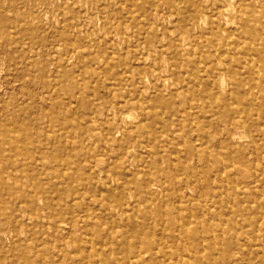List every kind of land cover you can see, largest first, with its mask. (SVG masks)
I'll return each instance as SVG.
<instances>
[{"label":"rangeland","instance_id":"obj_1","mask_svg":"<svg viewBox=\"0 0 264 264\" xmlns=\"http://www.w3.org/2000/svg\"><path fill=\"white\" fill-rule=\"evenodd\" d=\"M179 1L0 0V138L12 130L0 157V264H27L24 254L49 264L59 244L80 254L77 243L126 264L135 248L123 243L143 237L154 242L143 264L178 255L182 264L199 257L203 264H264V138L254 144L247 134L258 122L264 130V45L239 37L241 10L259 3ZM230 35L239 38L235 47L257 55L252 69L240 66L232 44L219 51ZM258 37L264 40V29ZM239 115L249 128L236 123ZM19 190H60L66 199L68 190L91 191L64 205L56 191L42 193L35 214L17 201ZM48 200L78 219V241L44 207ZM147 208H160L161 218L145 215ZM18 210L23 223L10 221ZM181 226L190 235L177 241ZM96 227L104 247L86 235Z\"/></svg>","mask_w":264,"mask_h":264},{"label":"bare ground","instance_id":"obj_2","mask_svg":"<svg viewBox=\"0 0 264 264\" xmlns=\"http://www.w3.org/2000/svg\"><path fill=\"white\" fill-rule=\"evenodd\" d=\"M177 1V0H176ZM190 1V0H189ZM216 1V0H215ZM220 1V0H219ZM110 2H111V0H110ZM179 2H181V0L179 1ZM186 2H187V0H186ZM255 2L256 3H259L258 5H256V4H251V3H249V4H247L246 6V8L244 9V10H241V13H240V18H241V23H239L240 24V27H241V29L239 30V29H237V31L239 30V37H240V35H241V38L242 37H246L249 41H251L252 43H254L255 41H261V44L262 45H264V40L262 39V38H259L258 37V33H259V31H262L263 29H264V0H255ZM119 3V2H118ZM129 3V2H128ZM197 3H198V0H197ZM85 4H87V2L85 3ZM110 4V3H109ZM183 4V3H182ZM188 4H189V2H188ZM203 4H204V0H203ZM119 5H120V3H119ZM184 5H186V3L184 2ZM198 5V4H197ZM238 5V4H237ZM189 6H191V4H189ZM194 6V5H193ZM257 6H260V8H262V10L263 11H261L260 10V14H257ZM124 7H126V6H124ZM197 7V6H196ZM201 7V6H200ZM199 8V7H198ZM209 8V7H208ZM186 9V8H185ZM195 9V8H194ZM178 10V9H177ZM204 10V9H203ZM216 10V9H215ZM218 10H219V8H218ZM239 10V9H238ZM198 11V10H197ZM220 12H221V10H219ZM113 12V11H112ZM199 12V11H198ZM216 12V11H215ZM230 12V11H229ZM129 13V12H128ZM134 13V12H133ZM161 13V12H160ZM200 13V12H199ZM204 13V12H203ZM210 14V13H209ZM213 14V13H212ZM217 14V13H216ZM148 14H146V16H147ZM214 16V15H213ZM142 17V16H141ZM207 16H205V18H206ZM210 17V16H209ZM226 18V17H225ZM190 19H192L191 17H190ZM204 20H207V19H204ZM203 21V20H202ZM232 21V20H231ZM233 21H234V19H233ZM161 22H163V20H161ZM211 22H213V23H216V22H214V21H211ZM205 23V22H204ZM256 23H258V24H260V26L261 25H263L262 27H259V26H255V24ZM151 24H153V23H151ZM206 24V23H205ZM234 24V23H233ZM218 26V25H217ZM217 28V27H216ZM215 28V29H216ZM29 30V29H28ZM209 30V29H208ZM172 31H175L174 29L172 30ZM34 32V31H33ZM123 32H124V30H123ZM166 32V31H165ZM146 33V32H145ZM123 34H125V33H123ZM233 35H235V34H233ZM106 36H107V34H106ZM118 36V35H117ZM119 37V36H118ZM235 37V36H234ZM100 38V37H99ZM145 38V37H144ZM231 38V35H230V37H228L227 39H228V42L227 43H225L226 44V46L223 48V49H219V51L220 52H225L226 50H228V45H233L232 47L233 48H235L236 49V51L239 53V54H241L242 56H243V60L242 61H240V66L241 67H244V68H249V69H252L251 67H247V65L249 64V62L250 61H254L255 59H256V56L257 55H255V54H252V53H250L248 50H242V49H240V48H237L238 46H239V38L238 37H236V38H232L231 39V41H229V39ZM220 41V40H219ZM123 42V41H122ZM128 42V41H127ZM251 43V44H252ZM195 45V44H194ZM128 46V45H127ZM235 46H237V47H235ZM121 47V46H120ZM194 47V46H193ZM135 48V47H134ZM254 48V47H253ZM180 49V48H179ZM126 50V49H125ZM182 51V50H181ZM240 51V52H239ZM261 51V50H260ZM260 51H259V54H260ZM127 52V51H126ZM233 53V52H232ZM165 54H167V53H165ZM201 54V53H200ZM194 55V54H193ZM254 55H255V57H254ZM66 56V55H65ZM144 56V55H143ZM67 57V56H66ZM85 57V56H84ZM182 58H183V56H181ZM102 58V57H101ZM111 58V57H110ZM124 58V57H123ZM87 59V58H86ZM71 60V59H70ZM162 60V59H161ZM85 61V60H84ZM95 61V60H94ZM93 61V62H94ZM113 61V60H112ZM111 61V62H112ZM137 61V60H136ZM263 61V60H262ZM145 62V61H144ZM105 63V62H104ZM114 63V62H113ZM167 63V62H166ZM250 63H252V62H250ZM263 64H264V62H262ZM258 64H259V62H258ZM110 65V64H109ZM181 65V64H180ZM113 66H114V64H113ZM112 66V67H113ZM264 66V65H263ZM107 67V66H106ZM126 67H127V65H126ZM150 66H148V68H149ZM98 68V67H97ZM109 68V67H108ZM135 68V67H134ZM100 69V68H99ZM98 69V70H99ZM110 69H112L111 67H110ZM123 69V68H122ZM136 69V68H135ZM140 70V69H139ZM227 70V69H226ZM93 71V70H92ZM100 71V70H99ZM114 71H115V69H114ZM118 71V70H117ZM260 71V70H259ZM258 71V72H259ZM185 72H186V70H185ZM94 73V72H93ZM128 73V72H127ZM126 73V74H127ZM246 74V73H245ZM258 74V73H257ZM129 75V74H128ZM124 76V75H123ZM224 76V75H223ZM118 76H116V78H117ZM218 77V76H217ZM258 77H259V75H258ZM207 78V77H206ZM208 78H210V77H208ZM223 79H224V77H223ZM223 79H222V81H223ZM256 80H258V78L256 79ZM82 81V80H81ZM88 81V80H87ZM149 82V81H148ZM225 82V81H224ZM257 82H259V81H257ZM256 82V83H257ZM151 83H152V81H151ZM186 83V82H185ZM212 83H213V81H212ZM236 83V82H235ZM82 84V83H81ZM163 84V83H162ZM167 84V83H166ZM179 84V83H178ZM202 84V83H201ZM214 84L216 85V87H214V89H218V88H221L222 86H223V84L222 83H218V82H214ZM247 84V83H246ZM191 85V84H190ZM226 86H227V88H231V87H233V85H234V83H229V84H225ZM82 86V85H81ZM199 86H200V83H199ZM198 86V87H199ZM212 86H213V84H212ZM246 86V85H245ZM97 87V86H96ZM93 88V87H92ZM128 88V87H127ZM225 88V87H224ZM142 89V88H141ZM168 89V88H167ZM193 89H195V88H193ZM250 89V88H249ZM248 89V90H249ZM92 90V89H91ZM225 90V89H224ZM94 91V90H93ZM231 91V90H230ZM126 93V92H125ZM144 93H145V91H144ZM78 94V93H77ZM218 93H216V95H217ZM140 95V94H139ZM209 97V96H208ZM123 98V97H122ZM200 98V97H199ZM231 98V97H230ZM200 100V99H199ZM131 101V100H130ZM216 101V100H215ZM151 102V101H150ZM191 102V101H190ZM226 102V101H225ZM74 103V102H73ZM131 103V102H130ZM250 103V102H249ZM139 104V103H138ZM220 104V103H219ZM119 105V104H118ZM222 106V105H221ZM212 107V106H211ZM159 108V107H158ZM190 108V107H189ZM188 108V109H189ZM242 108V107H241ZM146 109H148L149 110V108H146ZM218 110V109H217ZM239 110V109H238ZM117 111V109H115L114 110V112H116ZM118 112V111H117ZM194 112V111H193ZM241 112V111H240ZM119 113H120V111H119ZM238 113H239V111H238ZM56 114V113H55ZM129 114V113H128ZM154 114V113H153ZM240 114V113H239ZM59 115V114H58ZM117 115H119V114H117ZM182 115V114H181ZM194 115V114H193ZM56 116V115H55ZM126 116H127V114H126ZM129 116H130V114H129ZM129 116H127V117H129ZM164 116H165V114H164ZM54 117V116H53ZM76 117V116H75ZM159 117H161V116H159ZM172 117V116H171ZM49 118H50V115H49ZM147 119V118H146ZM50 121V120H49ZM143 121V120H142ZM145 121V120H144ZM147 122V121H146ZM183 123V122H182ZM236 123H240V124H243V125H245L246 126V128H249V118H247V117H244L243 115H239L238 116V119H237V121H236ZM27 124V123H26ZM66 125H67V123H65ZM235 124V123H234ZM255 124H257L256 126V130H254V129H251V128H249L248 130H247V134H248V136L250 137V139H251V141L254 143V144H257V141L259 140V141H261L263 138H264V130H263V127H262V123H260V122H258V123H255ZM28 125V124H27ZM94 125H97V124H94ZM196 125H197V123H196ZM231 125V124H230ZM98 126V125H97ZM129 126V125H128ZM198 126V125H197ZM66 127V126H65ZM149 127H150V124H149ZM174 127V126H173ZM152 128V127H151ZM183 128V127H182ZM196 128V127H195ZM135 129H136V126H135ZM134 129V130H135ZM148 129V128H147ZM152 130V129H151ZM73 131V130H72ZM75 131V130H74ZM181 131H182V129H181ZM60 132H62V131H60ZM94 131H92V133H93ZM133 132V131H132ZM29 133V132H28ZM52 133V132H51ZM118 133H120V132H118ZM148 133V132H147ZM16 134V133H15ZM90 134V133H89ZM117 134V133H116ZM162 134H164V133H161V135ZM145 135V134H144ZM143 135V136H144ZM229 135H231V132L229 131V133H228V137H229ZM108 136V135H107ZM136 136H137V134H136ZM240 136V135H239ZM151 137V136H150ZM153 137V136H152ZM198 137V136H197ZM196 137V138H197ZM12 138V130H8V133H6V135H5V138H4V136H2L1 138H0V157L1 156H4V148H2L1 146H4V141H6V140H9V139H11ZM119 138V137H118ZM135 138V137H134ZM138 138H139V136H138ZM147 138V137H146ZM154 138H155V136H154ZM242 138V137H241ZM5 139V140H4ZM17 139V138H16ZM132 139H133V137H132ZM26 141H28V140H26ZM30 141V140H29ZM28 141V142H29ZM139 141V140H138ZM96 142V141H95ZM121 142V141H120ZM148 142V141H147ZM27 143V142H26ZM88 143V142H87ZM141 143V142H140ZM149 143V142H148ZM147 143V144H148ZM183 143V142H182ZM182 143H180V144H182ZM219 143V142H218ZM72 144V143H71ZM104 144V143H103ZM179 144V145H180ZM184 144V143H183ZM143 145H144V142H143ZM151 146V145H150ZM21 147H22V143H21ZM139 147V146H138ZM137 147V148H138ZM23 148H24V145H23ZM256 148V147H255ZM11 149L13 150H20L21 151V149L22 148H20L19 147V145L17 146L16 145V143H13V145H11ZM104 149V148H103ZM128 149V148H127ZM169 149V148H168ZM24 150V149H23ZM22 150V151H23ZM142 150V149H141ZM149 150H150V148H149ZM109 152V151H108ZM45 153H48V152H45ZM70 153V152H69ZM112 153V152H111ZM117 153H118V151H117ZM36 154V153H35ZM34 154V155H35ZM59 154V153H58ZM183 154H184V152H183ZM70 155V154H69ZM173 155V154H172ZM221 155V154H220ZM259 155H262V154H260L259 153ZM19 156V155H18ZM100 156V155H99ZM50 157H53V158H55L56 156L55 155H51L50 154ZM97 157V156H96ZM108 157V156H107ZM110 157V156H109ZM162 157V156H161ZM175 157V156H174ZM262 157V156H261ZM17 158V157H16ZM111 158V157H110ZM125 158V157H124ZM234 158V157H233ZM93 159V158H92ZM162 159V158H161ZM221 159V158H220ZM39 159H37V161H38ZM96 161V160H95ZM114 161V160H113ZM224 161V160H223ZM92 162H93V160H92ZM41 163V162H40ZM159 163V162H158ZM117 164H118V162H117ZM160 164V163H159ZM72 165H73V163H72ZM75 165V164H74ZM21 166H23V165H21ZM66 166V165H65ZM157 166V165H156ZM109 167V166H108ZM155 167V166H154ZM225 167V166H224ZM126 168V167H125ZM136 168V167H135ZM143 168V167H142ZM65 169H66V167H65ZM91 169H92V167H91ZM116 169V168H115ZM153 169H155V168H153ZM225 169V168H224ZM54 170H55V168H54ZM60 170V169H59ZM128 171H129V169H127ZM131 171V170H130ZM152 171V170H151ZM173 171V170H172ZM117 172V171H116ZM157 172V171H156ZM225 172V171H224ZM64 173V172H63ZM98 173H99V171L97 172V175H98ZM127 173V172H126ZM141 173V172H140ZM151 173V175H152V172H150ZM153 173H154V171H153ZM165 173V172H164ZM172 174H173V172H171ZM110 174V173H109ZM108 174V175H109ZM112 174V173H111ZM260 174L262 175V174H264V170H262L261 172H260ZM43 175V174H42ZM105 175V174H104ZM129 175H131V174H129ZM140 175V174H139ZM151 175H150V177H151ZM154 175V174H153ZM153 175H152V177H153ZM158 175H159V173H158ZM115 176V178L117 177L116 175H114ZM141 176V175H140ZM161 176H163L162 174H161ZM180 176V175H179ZM216 176V175H215ZM42 177V176H41ZM73 177H77V176H73ZM73 177H71L72 179H73ZM98 177V176H97ZM159 177V176H158ZM164 177V176H163ZM44 178V177H43ZM54 178V177H53ZM71 178H69V179H71ZM105 178V177H104ZM129 178V177H128ZM215 178V177H214ZM66 179V178H65ZM98 179V178H97ZM121 179V178H120ZM159 179V178H158ZM116 181L118 180V179H115ZM127 180V179H126ZM131 180V179H130ZM160 180V179H159ZM215 180V179H214ZM121 181H122V179H121ZM152 181V180H151ZM162 181V180H161ZM165 181V180H164ZM177 181H178V179H177ZM36 182H38V180L36 181ZM56 182V181H55ZM66 182H67V180H66ZM86 182H88L87 180H86ZM98 182V181H97ZM148 182V181H147ZM73 183V182H72ZM118 183V182H117ZM126 183V182H125ZM135 183V182H134ZM224 183V182H223ZM59 184V183H58ZM123 184V183H122ZM136 184H137V182H136ZM195 184H197V183H195ZM226 184V183H225ZM83 185H84V183H83ZM88 185V183H86L85 185H84V187H86ZM108 185V184H107ZM124 185V184H123ZM123 185H121V186H123ZM161 185V184H160ZM165 185V184H164ZM176 185H178V184H176ZM68 186V185H67ZM127 186V185H126ZM125 186V187H126ZM128 186H129V183H128ZM127 186V187H128ZM137 186V185H136ZM141 186V185H140ZM163 186V185H162ZM185 186V185H184ZM88 187V186H87ZM111 187V186H110ZM116 187V186H115ZM124 187V186H123ZM147 187V186H146ZM156 187V186H155ZM238 187V186H237ZM144 188V187H143ZM177 188V187H176ZM111 189V188H110ZM147 189V188H146ZM65 190H66V188H65ZM127 190V189H126ZM175 190V189H174ZM53 191H56L57 193H58V196H59V199L63 202V205H64V203L65 204H67L68 202H73L74 204H77V200L78 199H82V198H84L85 196H86V194L87 193H89L91 190H68L69 191V196H70V198L69 199H66V196L67 195H65L64 193L65 192H61L60 190H19V191H17V195H18V199L19 200H17V201H19L20 203H24L25 205H27L28 207H29V209L30 210H32V211H34V213L35 214H37L39 211H40V209H41V207H40V204H39V202H38V199H39V195L40 194H42V193H49V194H51V192H53ZM209 191V190H208ZM224 191V190H223ZM226 191V190H225ZM263 191V190H262ZM67 192V191H66ZM103 192V191H102ZM123 192H124V190H123ZM149 192V191H148ZM165 192V191H164ZM179 192V191H178ZM108 193H112L111 192V190H108ZM138 193V192H137ZM146 193H147V191H146ZM216 193V192H215ZM233 193V192H232ZM102 194V193H101ZM243 195V194H242ZM260 197H262L263 195H262V193H259L258 194ZM111 196H113V195H111ZM140 196V195H139ZM148 196V195H147ZM234 196V195H233ZM100 197V196H99ZM150 197H151V195H150ZM221 197V196H220ZM91 198V197H90ZM136 198V197H135ZM153 198V197H152ZM213 198V197H212ZM93 199H95V198H93ZM147 200H149V199H147ZM181 200V199H180ZM192 200V199H191ZM212 200V199H211ZM214 200V199H213ZM138 201V200H137ZM150 201V200H149ZM154 201H156V200H154ZM134 202V201H133ZM181 202V201H180ZM214 202H215V200H214ZM61 203V202H60ZM149 203H151V202H149ZM176 203V202H175ZM17 204V203H16ZM59 204V203H58ZM134 204V203H133ZM166 205V204H165ZM164 205V206H165ZM182 205H184V204H182ZM214 205V204H213ZM75 206V205H74ZM133 206V205H132ZM137 206H139V205H137ZM137 206H134V207H136V208H134L133 210L134 211H139L138 210V207ZM44 207H46V208H50L51 209V211H50V214L51 215H58V216H61L63 219H62V221H64V222H67L69 225H71V227L69 228L70 229V231H69V235H70V237H74L75 238V241H78V238H76V236H74V234H73V231L74 230H76L75 229V226H76V223H77V221H78V219L76 218V217H74V216H70V217H67V215H66V213L64 214L62 211H60V208H55L54 209V207H53V203H51L50 202V200H48L47 202H46V204H44ZM8 210V209H7ZM125 211H127V209H124ZM20 213L19 214H14L13 216H11L10 217V221L11 222H15V223H23L24 222V220H23V214H22V210H18ZM125 211H122V213L123 214H125ZM143 212V211H142ZM180 212H181V209H180ZM145 215H150V216H155L156 218H161V216H162V210L160 209V208H156V209H153V208H147L144 212H143ZM76 214V213H75ZM28 216H30V215H28ZM119 216V215H118ZM227 216V215H226ZM165 217V216H164ZM180 217V216H179ZM29 218V217H28ZM224 218V217H223ZM227 218V217H226ZM263 218V217H262ZM139 219V218H138ZM181 219V218H180ZM212 219V218H211ZM41 220H43V219H41ZM77 220V221H76ZM82 220L86 223V225H92L93 224V226L95 227L96 226V224L95 223H93V222H91V220L88 218V216L87 215H85L83 218H82ZM75 221H76V223H75ZM166 221V220H165ZM211 221V220H210ZM127 222V221H126ZM159 222V221H158ZM227 222V221H226ZM260 222V221H259ZM0 223H2L1 225H0V232H4V219L3 220H0ZM170 223H174V221H173V219H171V222ZM191 224V223H190ZM251 224V223H250ZM259 224V223H258ZM104 225V224H103ZM171 225V224H170ZM225 225V224H224ZM189 226V225H188ZM247 226V225H246ZM21 227V226H20ZM109 227V226H108ZM162 227V226H161ZM243 228H245V227H243ZM57 230H60V229H57ZM154 230V229H153ZM161 230V229H160ZM179 230V233H178V235H176V236H174V237H176V238H174L175 240H182V239H186V237L188 238V236L190 235L189 234V231H187V229L184 227V226H181V228H179L178 229ZM223 230V229H222ZM258 231V230H257ZM96 232L97 233H100V230H99V228L98 227H96L95 229H92V230H88V229H86V235H89L90 236V239H89V242H97V245L98 244H100L99 246H102L103 245V243L102 242H100V239H96L95 238V235H96ZM252 232V231H251ZM224 233V232H223ZM239 233V232H238ZM49 235H51V234H49ZM154 235V234H153ZM203 236V235H202ZM249 236V235H248ZM137 237H140V236H137ZM155 237V236H154ZM235 237V236H234ZM108 238V237H107ZM109 238H111V240L112 239H114L115 237L114 236H109ZM102 239V238H101ZM105 239V238H104ZM74 240V239H73ZM109 241V240H108ZM178 243V242H177ZM74 244V243H73ZM111 244H112V242H111ZM124 245H130V246H133L134 248H135V252L133 253V254H131V255H129V257L127 258H125L124 260L125 261H127L128 260V262L126 263V264H143L144 263V253H145V251L146 252H149V250L150 251H152V249H154V242L151 240V239H149V237H143L142 238V241L141 242H139V241H133L131 244H129V242L127 243V242H124L123 243ZM159 244V243H158ZM179 244H180V242H179ZM42 245V244H41ZM92 245V244H91ZM105 245V244H104ZM104 245H103V247H104ZM113 245V244H112ZM145 246V250H142L140 247L141 246ZM223 245V244H222ZM25 246H27V245H25ZM179 246V245H178ZM75 247V251L76 252H78V253H80V254H76V255H74V256H71L70 254H68V252H66V249H65V247H62L61 246V244H59V250H58V253L56 254V256H57V259H52L50 262H49V264H122V263H119V262H121V260H119V259H116V258H114V257H111V256H109V257H107L106 255H103V254H100V253H98L97 251H95L94 249H92L91 250V252H89V253H86V251L83 249V247L84 246H82L81 245V243H77L76 244V246H74ZM125 247V246H124ZM28 248V247H27ZM90 248H92V247H90ZM222 248H223V246H222ZM113 249V248H112ZM163 249V248H162ZM258 249H261L260 247H258ZM187 250V249H186ZM95 251V252H94ZM113 251V250H112ZM157 251H158V249H157ZM178 251V250H177ZM188 251V250H187ZM201 252H204V250L203 251H201ZM112 254H113V252H112ZM121 254V253H120ZM179 254V253H178ZM187 254H189L188 252H187ZM193 254H195V253H193ZM111 255V254H110ZM162 255V254H161ZM160 255V252H158L157 253V256H161ZM191 256H192V254H191ZM178 258H177V260H181V256H177ZM185 256H183V258H184ZM240 257H241V255H240ZM25 258V259H24ZM24 261L25 262H27V264H36V262H33L31 259H30V257L28 256V255H26V254H24ZM173 259V258H172ZM189 259V258H188ZM199 259V264H203L204 263V260H202V258H198ZM165 260L166 261H168L169 260V258H166L165 257ZM177 260L176 261H174V262H172L171 261V259L168 261V263L166 262V264H182L183 263V260L181 261V263H180V261H178L177 262ZM218 261V260H217ZM164 263V261L163 262H161V264H163ZM233 263V262H232Z\"/></svg>","mask_w":264,"mask_h":264}]
</instances>
